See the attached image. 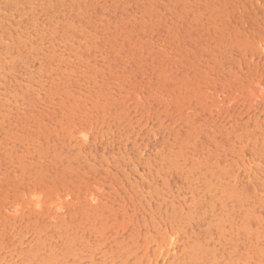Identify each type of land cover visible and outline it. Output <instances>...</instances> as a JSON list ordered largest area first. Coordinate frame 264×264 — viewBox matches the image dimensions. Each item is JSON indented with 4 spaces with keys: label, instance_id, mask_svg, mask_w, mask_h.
<instances>
[{
    "label": "rangeland",
    "instance_id": "rangeland-1",
    "mask_svg": "<svg viewBox=\"0 0 264 264\" xmlns=\"http://www.w3.org/2000/svg\"><path fill=\"white\" fill-rule=\"evenodd\" d=\"M0 38V264H264V0H0Z\"/></svg>",
    "mask_w": 264,
    "mask_h": 264
},
{
    "label": "bare ground",
    "instance_id": "bare-ground-1",
    "mask_svg": "<svg viewBox=\"0 0 264 264\" xmlns=\"http://www.w3.org/2000/svg\"><path fill=\"white\" fill-rule=\"evenodd\" d=\"M40 1V0H39ZM55 3V2H54ZM51 4V3H50ZM67 4V3H66ZM70 4V3H69ZM52 11V10H51ZM19 12V11H18ZM26 13V12H25ZM8 14V13H7ZM31 17V16H30ZM15 20V19H14ZM30 22V21H29ZM34 22V21H33ZM60 23V22H59ZM32 24V23H31ZM54 24V23H53ZM70 24V23H69ZM52 25V24H51ZM55 25V24H54ZM40 26V25H39ZM62 26V25H61ZM71 26V25H70ZM75 27V26H74ZM13 28V27H12ZM68 28V27H67ZM28 29V28H27ZM74 30V29H73ZM75 31V30H74ZM76 34V33H75ZM37 35V34H36ZM48 35V34H47ZM77 35V34H76ZM17 37V36H16ZM19 37V36H18ZM1 39V38H0ZM64 41V40H63ZM24 43V42H23ZM37 45V44H36ZM65 46V45H64ZM2 49V48H1ZM61 50V49H60ZM15 51V50H14ZM7 55V54H6ZM33 56V55H32ZM46 56V55H45ZM48 58V57H47ZM25 60V59H24ZM66 62V61H65ZM17 63V62H16ZM49 70V69H48ZM43 71V70H42ZM47 72V71H46ZM5 75V74H4ZM55 81V80H54ZM50 85V84H49ZM49 87V86H48ZM3 90V89H2ZM12 91V90H11ZM5 94V93H4ZM6 95V94H5ZM4 96V95H3Z\"/></svg>",
    "mask_w": 264,
    "mask_h": 264
}]
</instances>
